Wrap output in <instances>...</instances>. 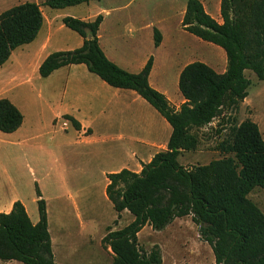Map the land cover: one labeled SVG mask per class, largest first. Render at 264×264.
Wrapping results in <instances>:
<instances>
[{
  "label": "trees",
  "instance_id": "1",
  "mask_svg": "<svg viewBox=\"0 0 264 264\" xmlns=\"http://www.w3.org/2000/svg\"><path fill=\"white\" fill-rule=\"evenodd\" d=\"M91 0H44L53 8ZM218 22L200 0H187L181 25L199 39L221 47L226 68L217 72L201 61L186 64L179 73L178 88L185 101L178 109L148 82L153 58L142 69L129 72L106 57L98 40L102 15L83 20L66 15L60 20L82 37V44L50 52L38 66L41 77L65 65L83 63L110 86L132 89L148 102L171 126L166 149L158 151L139 172L122 168L106 174L105 193L117 214L127 210L133 219L126 225L107 227L101 239L111 250V264H161L154 246L146 252L137 234L149 224L160 230L176 217L191 215L201 239L214 255V264H264V213L249 197L256 186L264 188V138L250 118L230 127L217 145L221 157L207 164L186 167L179 163L183 151L196 148L194 129L209 124L223 110H237L248 95L251 70L264 80V0H220ZM43 16L35 2L25 1L0 12V66L12 49L31 42ZM154 45L161 42L153 31ZM72 125L79 123L69 115ZM23 121L21 111L0 97V131H15ZM38 221L33 223L19 200L8 212H0V259L23 264H56L48 231L45 201L36 188ZM114 220V222L117 221Z\"/></svg>",
  "mask_w": 264,
  "mask_h": 264
},
{
  "label": "rangeland",
  "instance_id": "2",
  "mask_svg": "<svg viewBox=\"0 0 264 264\" xmlns=\"http://www.w3.org/2000/svg\"><path fill=\"white\" fill-rule=\"evenodd\" d=\"M186 1L91 0L54 10L44 5L46 15L56 18L51 39L43 52L73 49L81 44L80 35L62 24L58 17L60 14L88 18L97 7L116 6L118 9L110 16H105L99 29L102 50L109 57L115 55L120 58L125 55L134 64L129 67L120 62L117 65L133 72L138 71L134 65L152 55L151 85L176 100V94H181L177 84V66L184 61L195 60L221 72L226 64V54L221 47L203 41L183 29L181 12ZM21 2L0 0V11ZM217 2L203 0L213 15ZM115 19L121 22L120 29L116 30L118 37L113 26ZM154 28L162 34L159 46L154 45ZM43 33L44 29L30 44L18 46L14 52H33L44 36ZM30 59H25L17 71L19 77L24 79L23 82L15 81L10 87L13 88L14 99L21 102L19 110L25 113L23 128L31 132L29 142L22 147L11 145L8 142L13 140L8 138L11 132L0 131V188L4 190L5 197L15 196L24 202L28 213L34 218L38 215L36 188L39 183L41 198L49 210L51 236L54 239L61 236L64 240V245L53 247L58 263L111 264L113 254L99 239L106 234L108 226L117 229L133 218L126 212L117 219L116 211L105 193L106 174L116 171L124 154L114 151L111 143H104L98 126L93 125V132L83 136L76 133L72 125L64 130L63 117L55 120L52 112L60 102L69 101L73 97L63 95L61 91L65 73L60 71L57 75L41 77L38 69L33 70ZM8 68L6 65L0 69V90L3 80L9 77ZM245 75L250 80L246 103L241 102L237 110L225 109L209 124L194 129L199 143L195 149L180 153V164L191 167L220 158L218 143L228 136L232 125L245 118L257 122L264 137V80H259L251 70H245ZM144 103L161 118L148 102ZM158 138H161V134ZM83 190L89 197L86 201L81 200L79 195ZM248 197L264 213V188L254 187ZM59 230L63 232L55 236ZM136 237L139 246L146 252L157 246L161 264H214L212 249L199 236L198 227L191 215L176 217L160 230L146 224ZM5 261L0 259V264H23Z\"/></svg>",
  "mask_w": 264,
  "mask_h": 264
},
{
  "label": "crops",
  "instance_id": "3",
  "mask_svg": "<svg viewBox=\"0 0 264 264\" xmlns=\"http://www.w3.org/2000/svg\"><path fill=\"white\" fill-rule=\"evenodd\" d=\"M25 1H31L38 4L43 16L42 19L43 21L36 37L39 35V33H41L42 29H44V33H43L44 36L41 38L40 42L36 44V49L33 52L21 51L19 54H17L16 52H14L15 50L12 49L9 58L0 66V69H2L6 65H8L9 67L8 70H10L9 77L3 80V85L1 86V90H0V97H5L9 99L18 109H20V106H22L21 102H18L16 99H14V97L12 96L13 88L10 87L15 81L23 82L22 80L24 79L23 78L21 79L19 77V74H17L19 72L17 71H19L18 69L21 68L23 61L25 59L31 57L30 59L31 66L33 70H37L39 64L50 53V52H43V50L47 48L48 43L51 39L53 21L56 18L53 16L49 17L46 15L47 10L45 9L43 4L44 0H22L21 3ZM96 1H100V0H96ZM200 1L202 2L207 13H209L218 22L222 21L219 10L220 0H218L216 6H214L215 15L211 14L209 10H207L205 4L203 3V0ZM63 8H58V9H63ZM117 9L118 7L116 6L112 7V5L97 7L95 11H93V13L90 14L91 17L88 18L81 17V19L93 20L96 17V15L101 14L102 20L99 25V29H100V27L104 22L103 20L105 19V16L106 15L110 16L111 13ZM184 10H185V5L182 8V12H181L182 16ZM58 17L62 18L63 15L60 14V16ZM120 23L121 22L119 21V19L114 20L113 26L116 33L120 29L119 27ZM99 29H98V40L100 39ZM134 31H136V29H134ZM116 37H118V33ZM31 42L25 44H30ZM104 54L108 59H110L116 64L122 63L123 65L129 67L134 64L131 60L125 58L126 57L125 55L119 58L116 57L115 55L109 57L110 55H107L106 52H104ZM145 60L146 58L141 63L134 65L138 71H140L144 66V64L146 63L147 60L146 61ZM190 62L192 61L187 60L184 61L182 65L177 66L175 68L176 76L177 75L179 76V73L182 70V68ZM224 66L225 67L221 72L225 70L226 64ZM12 67H14L13 70ZM152 70H153V61H152V67L150 73L148 75V82L150 85L151 83L149 81V78ZM60 71H62V73L63 72L65 73V77H64L65 81H63L64 83L61 91L63 95H70L73 97L69 101L60 102L59 105H56V107H54L56 109L53 110L52 113L55 120L63 117L64 120H62V126L63 128H65L64 130H66V127L68 125H72V123L68 119L64 118V116L65 115L71 116L79 123V128H76L72 125L75 129V132L82 136L86 135L89 132H93L92 129L93 125L98 126L103 134L102 137L104 138V143H111V148H113L114 151L121 152L122 154H124L123 160L119 163V166L116 167V171H119L122 168H127L131 171L139 172L142 167L141 166L142 162L143 163L149 162L155 153L166 149L167 141L171 134V126L160 114L159 115L161 118H158L156 114L152 112V110H150L148 106H146V104L144 103L146 101L140 95H138L136 91L132 89L116 88L114 86L112 87L108 85L97 75L91 73L87 69L86 65L83 63L62 66L58 69H55L47 77L51 75L53 76L55 74L57 75ZM129 72H133V71H129ZM162 93H164V95L173 104V106H175L176 109H178L179 105L185 101L182 94H176L177 95L176 100H173L167 95V93L165 92ZM246 97L243 100L245 103L247 101ZM154 111L158 113L155 109ZM21 112L23 114V121L21 125L18 127L17 130H15V132H11L8 135L9 139H13L12 141H8L10 142L9 144L20 147L25 146L26 143L29 142L28 137L29 134L31 133L30 131L28 132L23 128L26 122V116L23 111ZM258 126L260 129V125ZM163 133H165V135ZM159 134H161V138H158ZM113 172L114 171H112V173ZM31 173L34 174L32 170ZM106 184H107V178L105 181V187ZM37 185L42 195L41 186L39 185V183ZM79 195H81L80 196L81 200L84 199L86 201L89 199V197H87V194L84 190L82 191V193L79 192ZM16 200L18 199L15 196L5 197L4 190L0 188V212H8L12 207L11 203H13ZM23 203L24 202H22V204ZM23 205L28 213L26 205L25 204ZM45 205L47 206V203H45ZM126 212L129 213L127 210H123L120 215H124ZM46 213H47V221H48V231L51 239V248L53 253L54 251L53 247L55 245L58 247L64 245V240L62 239L61 236L56 237L55 239L51 236V231H50L51 221H50L48 207H46ZM28 215L33 223L38 221V215L37 217L34 218L30 216L29 213ZM60 231L62 230L56 232L55 236L60 235L61 233ZM102 238L103 237H100L99 240H101ZM53 258L56 264H60L56 261L54 254H53ZM13 261L16 260H6L5 262L12 263Z\"/></svg>",
  "mask_w": 264,
  "mask_h": 264
}]
</instances>
